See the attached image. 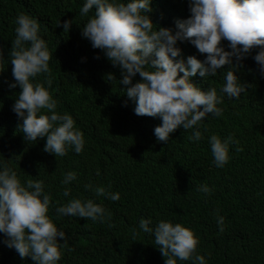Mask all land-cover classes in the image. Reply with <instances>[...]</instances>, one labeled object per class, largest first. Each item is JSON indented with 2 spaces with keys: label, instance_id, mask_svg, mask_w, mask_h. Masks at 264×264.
<instances>
[{
  "label": "trees",
  "instance_id": "obj_1",
  "mask_svg": "<svg viewBox=\"0 0 264 264\" xmlns=\"http://www.w3.org/2000/svg\"><path fill=\"white\" fill-rule=\"evenodd\" d=\"M83 0H0V46L5 58L15 38V19L20 13L37 18L41 34L52 51L50 91L58 101L57 110L68 112L85 135L81 153L70 149L65 156L45 151V138L24 139L20 119L13 111L16 88L8 86L14 77L9 61L0 73V160L6 161L22 179H43L53 202L72 197L93 198L111 212L105 222L90 218L50 214L67 234L61 241L63 255L58 264H165L154 237L139 230L141 217L153 223L170 219L190 227L199 237L197 253L208 264H264V74L254 59L257 49L243 59L237 70L249 85L240 98L224 97L222 116L209 114L201 124L203 138L192 141L191 129L178 127L168 142L158 141L154 128L159 117L137 115L135 103L123 93L117 79L121 70L113 66L99 48L82 36L85 22L79 13ZM152 19L174 28L177 18L190 15L188 0H152ZM72 18L69 32L58 19ZM222 43L227 47L228 41ZM182 54L203 59L190 41L178 42ZM223 67H228L227 65ZM205 81L197 73L191 79L201 87L223 83V72ZM182 74V73H181ZM142 79L137 73L135 80ZM233 136L230 160L224 167L213 163L209 144L212 134ZM97 169L100 175H97ZM78 173L71 182V195L63 196V175ZM111 185L119 200H110L84 188V184ZM208 184L210 194L199 191ZM217 210L225 217V229L217 224ZM0 233V264H34L30 256L21 258L15 248L3 243ZM178 264H194L193 260Z\"/></svg>",
  "mask_w": 264,
  "mask_h": 264
},
{
  "label": "clouds",
  "instance_id": "obj_2",
  "mask_svg": "<svg viewBox=\"0 0 264 264\" xmlns=\"http://www.w3.org/2000/svg\"><path fill=\"white\" fill-rule=\"evenodd\" d=\"M190 15L177 18L172 26L158 25L149 12L152 0H83L79 13L85 18L81 26L82 36L90 40L93 48H99L121 70L120 78L112 72L109 81L118 80L123 93L134 103L137 115L159 117L161 123L154 128L158 141L168 142L178 128L191 129L189 139L195 142L203 138L201 124L212 114L223 115L225 95L240 98L249 85L242 81L237 70L253 49L254 59L264 74V0H188ZM63 31L69 32L73 19L61 21ZM15 38L5 58L0 46V73L11 62L10 88L19 85L18 96L12 106L20 119L24 139L36 142L46 137L45 151L65 156L72 149L84 150V132L76 126V120L68 112H59L58 101L50 91L52 79L44 82L36 78L50 74L52 51L41 34L37 18L20 13L15 19ZM190 41L203 59L196 55L182 54L178 42ZM223 40L228 41L227 47ZM227 65L228 67H223ZM223 72V83L201 87L191 77L197 73L205 81ZM137 73L142 79L135 80ZM182 73V74H181ZM209 144L213 163L224 167L230 160V145L239 143L233 136L221 137L212 134ZM97 175L100 170L97 169ZM78 173L69 170L61 183L65 186L63 196L71 195V182ZM84 188L96 196L119 200L120 192L111 191V185L85 183ZM199 191L210 194L208 184L199 186ZM55 217L75 216L105 222L111 218L103 203L93 198L72 197L64 203L53 202L43 179H22L17 170L0 160V233L3 243L15 248L21 258L30 256L34 264H58L63 255L61 241L67 243V234L58 227ZM217 224L225 229V217L217 210ZM139 230L154 237L165 264L193 260L194 264H208L203 254L197 253L199 237L181 222L160 219L153 223L152 217H141Z\"/></svg>",
  "mask_w": 264,
  "mask_h": 264
}]
</instances>
